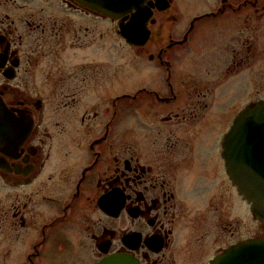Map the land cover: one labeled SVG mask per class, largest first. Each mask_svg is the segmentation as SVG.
Segmentation results:
<instances>
[{"label":"flooded vegetation","instance_id":"af4514ba","mask_svg":"<svg viewBox=\"0 0 264 264\" xmlns=\"http://www.w3.org/2000/svg\"><path fill=\"white\" fill-rule=\"evenodd\" d=\"M103 5L0 0V264H261L224 143L264 100V0Z\"/></svg>","mask_w":264,"mask_h":264},{"label":"water","instance_id":"95a60500","mask_svg":"<svg viewBox=\"0 0 264 264\" xmlns=\"http://www.w3.org/2000/svg\"><path fill=\"white\" fill-rule=\"evenodd\" d=\"M143 1L104 0L101 10L108 17L118 18L131 8H141ZM224 144L233 183L250 203L253 217L264 227V101L247 106L237 115ZM232 250L233 257L241 259L248 254L251 260L252 253L264 250V239L247 240ZM260 263L264 264V261ZM105 264H113V258L106 260Z\"/></svg>","mask_w":264,"mask_h":264},{"label":"rangeland","instance_id":"374dc122","mask_svg":"<svg viewBox=\"0 0 264 264\" xmlns=\"http://www.w3.org/2000/svg\"><path fill=\"white\" fill-rule=\"evenodd\" d=\"M125 55L128 57V54H127V53H126V54L124 53V55L121 54V56H125ZM126 56H125V57H126ZM126 66H127V65H126ZM127 69H128V67H127ZM125 70H126V69H125ZM120 72H121V71H120ZM123 73H124V71H122V72H121V75H120V80H121V81L124 80V79H123V78H124V76H123L124 74H123ZM125 73H126V72H125ZM126 76H127V75H126ZM246 83H247V82H246ZM237 97H238V96L236 95V98H237ZM122 121H127V119H124V120H122ZM121 126L124 127V124H122ZM235 206H236V207H240V208H242L241 204H240L239 202H237V201H236V205H235ZM249 223H250V226H249L250 228H254V227H255V226L251 223V221H250Z\"/></svg>","mask_w":264,"mask_h":264}]
</instances>
